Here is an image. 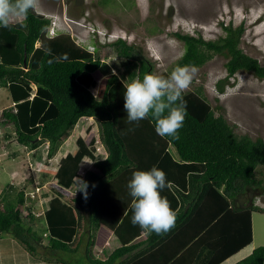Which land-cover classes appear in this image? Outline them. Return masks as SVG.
<instances>
[{
  "label": "trees",
  "instance_id": "trees-1",
  "mask_svg": "<svg viewBox=\"0 0 264 264\" xmlns=\"http://www.w3.org/2000/svg\"><path fill=\"white\" fill-rule=\"evenodd\" d=\"M50 23L49 17L29 10L8 28L0 26V88L12 103L1 110L0 124L11 128L16 142L31 150L35 161L50 165L78 120L92 118L107 155L95 159L81 177L88 184L87 199L81 191L67 198L55 189L44 193L46 229L41 234L30 225L38 216L27 201L30 193L8 183L0 189V234L25 241L30 252L31 241L40 242L47 229L48 245L55 250L75 252L85 237L86 259L93 264H221L249 245L252 213H264V208L244 200L262 184L256 171L264 165V140L237 135L222 115L215 114L200 86L182 93L186 116L178 140L160 137L151 116L129 123L124 85L142 81L146 74L157 75L153 62L119 37L96 41L92 47L67 37L31 62L35 44ZM222 27L224 35L213 40L173 33L184 48L176 67H200L214 54L227 57V74L215 83L219 93L238 71L264 78V66L239 47L242 23ZM101 49L107 52L101 55ZM111 53L113 66L104 68L103 57ZM99 70L104 78L97 82L93 74ZM153 166L165 173L168 186L159 191L176 214L175 226L163 235L145 234L131 223L134 197L127 185L135 171ZM78 169V163L70 161L57 173L73 182ZM100 227L110 231L117 244L104 257L92 250ZM171 241L174 250L159 256ZM263 263L260 245L232 264Z\"/></svg>",
  "mask_w": 264,
  "mask_h": 264
},
{
  "label": "rangeland",
  "instance_id": "rangeland-1",
  "mask_svg": "<svg viewBox=\"0 0 264 264\" xmlns=\"http://www.w3.org/2000/svg\"><path fill=\"white\" fill-rule=\"evenodd\" d=\"M34 10L50 17L52 25L41 33L31 62L38 60L43 52H49L54 43L67 37L89 47L94 46L92 43L96 41L103 42L101 38L105 37L101 35L100 38L95 32L98 30L105 33L106 39L112 41L117 36L134 45L143 56L153 62L154 73L157 75L171 73L184 50L183 42L173 35L174 32L194 36L200 34L206 40H213L224 35L222 26L232 24L237 27L242 23L243 33L239 47L264 66V0H39ZM105 52L107 49H101V55ZM114 55L111 53L108 57H103L104 68L113 66ZM53 58L51 56L48 60ZM226 62L225 55L214 54L206 63L197 67L198 71L186 90L200 86L215 114L222 115L237 135L264 140V78L238 71L224 84V92L219 93L215 83L226 76ZM109 70L115 72L111 68ZM93 78L100 82L104 78L102 71L95 72ZM10 105L12 103L6 89L0 88V114L3 108ZM97 131L95 119H79L51 159L52 165L48 166L35 161L32 151L16 142L11 128L0 124V189L8 183L25 187L26 193L31 194V200L39 193L50 194L54 189L61 192L64 198L72 197L78 188L77 177L81 178L95 159L106 155ZM7 133L12 136L5 138ZM70 161H76L79 165L78 172L73 173V182L65 174L57 173L61 164ZM256 176L261 179L262 184L254 193H248L244 201H253L264 208V165L257 168ZM38 187L40 189L36 191ZM47 200V197L38 199V209L35 210L38 216L30 222L31 228L39 234L46 229L40 209ZM252 225L253 242L256 244L254 247L264 246V213L253 212ZM46 233L49 234L48 237L51 235ZM51 233L56 234L52 230ZM105 239H109L110 245L95 247L92 249L93 254L97 252L104 257V252L108 253L117 246L112 243L113 237ZM46 240L48 244V239ZM82 241L75 252L45 248V255L36 254L38 260H45L44 263L35 264H52L55 260L67 264H93L86 259V238ZM24 242L20 243L10 233H1L0 258L11 264L15 249H20L17 256L19 261L12 264H24L20 259V255H25ZM41 247L45 246L41 245L39 248ZM100 248H104L103 254L98 251ZM250 251L252 245L229 258L228 262L239 260ZM0 264L5 263L0 261Z\"/></svg>",
  "mask_w": 264,
  "mask_h": 264
},
{
  "label": "clouds",
  "instance_id": "clouds-1",
  "mask_svg": "<svg viewBox=\"0 0 264 264\" xmlns=\"http://www.w3.org/2000/svg\"><path fill=\"white\" fill-rule=\"evenodd\" d=\"M38 4L39 0H0V26L8 28L14 21L26 17L29 10H34ZM95 32L100 38L101 35L105 37L101 38L102 41H111L106 39L105 33ZM197 71L195 66H178L167 77L146 74L142 81L137 79L124 85V109L128 122L138 123L151 116L160 137L178 140V130L183 126L186 116V101L182 93L188 89ZM77 183V191L83 192L87 199V182L77 177ZM127 186L134 197L131 219L134 226L139 225L145 234L154 232L157 235L166 234L175 226L176 214L159 191L168 186L162 170L153 166L149 171H135Z\"/></svg>",
  "mask_w": 264,
  "mask_h": 264
},
{
  "label": "crops",
  "instance_id": "crops-1",
  "mask_svg": "<svg viewBox=\"0 0 264 264\" xmlns=\"http://www.w3.org/2000/svg\"><path fill=\"white\" fill-rule=\"evenodd\" d=\"M52 165V163L50 164V165H48V166H51ZM42 192V191H41ZM44 198V194H42V195H40V193L39 194H37L35 197H34V199L33 200H27L28 201V203H30V204H33V206H34V211L35 210H37L38 209V207L36 206V203L37 202H39L38 201V199L39 198ZM47 199H48V197H47ZM44 202H46V201H44ZM41 204H42V201H41ZM44 205H45V203L44 204H42L41 205V214H42V211H43V209H44ZM44 227V226H43ZM46 232H48V229L47 230H45V232H44V234H43V236H44V238H42V239H40V242H37V241H34V240H32L31 241V243H32V245L34 246V249L30 252V251H28V250H26L25 249V247H23L24 249H25V255H20V259L24 262V264H35V263H37V262H41V263H44V261H42V260H38V258L39 257H37L36 256V254H39L40 256L41 255H45V253L47 252V251H45L44 249L46 248V249H51L50 248V246L47 244V240L46 239H48V233H46ZM252 232H253V225H252ZM50 237V236H49ZM105 237H108V238H111L112 236H111V232L110 231H108L105 227H100L99 229H98V231H97V238H96V242H95V246H94V248L95 247H101L103 244H108V245H110V243L111 242H109V239H105ZM139 239H141V238H138V240ZM114 240V239H113ZM177 241H179V239L177 240ZM254 240H252V242L249 244V245H252V249H253V247L256 245V244H254V242H253ZM107 242H109V243H107ZM172 242V241H171ZM112 243H115V240L112 242ZM174 244L175 243H170V245L168 246V247H165L164 249H163V251H161L159 254V256H164L165 255V253L164 252H166V253H171L173 250H174ZM39 245V246H38ZM41 245H43V246H45V247H41V248H39ZM248 246V245H247ZM247 246H245L244 248H246ZM97 247V248H98ZM22 248V247H21ZM244 248H242L241 250H243ZM255 248V247H254ZM19 251H20V249H18ZM17 249H15V251H14V256L15 257H13V260H12V263H14V262H18L19 260H18V258H17V256H18V254H20L19 253V251H18ZM52 251H56L55 249H51ZM99 250V249H98ZM241 250H239L237 253H239ZM251 252V251H250ZM236 253V254H237ZM235 254V255H236ZM248 255V254H247ZM234 256V255H233ZM233 256H231V257H233ZM161 257V258H162ZM231 257H229V258H231ZM245 257V256H244ZM160 258V257H159ZM229 258H227L226 260H224L221 264H225L226 262H227V264H232V263H234V262H236V261H238V260H235V261H232V262H228L229 261ZM241 258H243V256L241 257ZM172 259H175V258H172ZM240 260V259H239ZM0 261H4V263L5 264H7L8 262L6 261L5 262V260L4 259H1L0 258ZM11 263V264H12ZM52 264H66L65 262H61V261H58V260H55L54 262H52ZM178 264H180V263H178ZM264 264V263H263Z\"/></svg>",
  "mask_w": 264,
  "mask_h": 264
},
{
  "label": "built area",
  "instance_id": "built-area-1",
  "mask_svg": "<svg viewBox=\"0 0 264 264\" xmlns=\"http://www.w3.org/2000/svg\"><path fill=\"white\" fill-rule=\"evenodd\" d=\"M40 188L38 187V188H36V191H38ZM36 191H35V193H36ZM31 195V194H30Z\"/></svg>",
  "mask_w": 264,
  "mask_h": 264
}]
</instances>
